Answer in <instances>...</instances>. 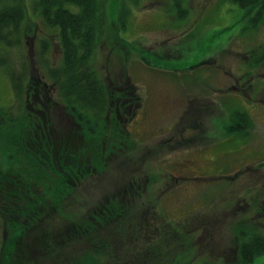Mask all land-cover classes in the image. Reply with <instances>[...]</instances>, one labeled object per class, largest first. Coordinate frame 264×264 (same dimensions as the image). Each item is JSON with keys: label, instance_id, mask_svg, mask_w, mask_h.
<instances>
[{"label": "rangeland", "instance_id": "rangeland-1", "mask_svg": "<svg viewBox=\"0 0 264 264\" xmlns=\"http://www.w3.org/2000/svg\"><path fill=\"white\" fill-rule=\"evenodd\" d=\"M4 1L22 0H0V7ZM112 1L105 0L108 18ZM117 1L118 6L129 8L127 27L119 31L117 22L110 26L135 47L119 45L120 54L125 52L129 58V77L143 97L130 127L137 145L132 148L133 143L123 141L122 148L132 150L129 154L118 150L121 156L113 172L81 182L71 202L59 210L52 208L54 201L45 198L40 185L38 197L22 196L20 191L22 199L10 201L11 205L19 203L33 211L30 220L24 214L13 215L20 228L2 222L0 264L68 263L65 253L72 252V246L65 226L67 215L81 218L105 199L106 189L117 187L115 192L108 191L116 196L120 188L132 183L136 188L141 185L136 199L145 203L141 209L147 216L145 224L159 216L163 231L175 234L166 256L171 260L175 254L173 264H227L236 256L242 221L264 229V63L250 61L252 51L264 43V23L251 28L250 16L244 17L245 10L234 0H186L183 5L188 14L182 18L173 0ZM23 2L32 8L31 0ZM30 20L35 35L23 36L20 48H12L9 56L15 70L25 67L31 77L38 75L37 67L45 71L49 60L57 65L60 57L53 30L38 18ZM107 35L99 46L96 68L106 77V66L120 75L124 60L120 64L111 52L118 43L111 45ZM44 37L52 39L54 50L42 58L39 40ZM141 49L146 51L145 59L138 52ZM0 97L1 105L13 101L4 75L0 76ZM239 110L248 111L252 119L241 137L228 132ZM62 122L75 128L67 119ZM1 134L0 169L22 171L23 165L4 160L6 138ZM81 136L75 144L82 141ZM134 212L140 215L139 210ZM188 230L184 245L178 233ZM251 264H264V255Z\"/></svg>", "mask_w": 264, "mask_h": 264}, {"label": "trees", "instance_id": "trees-1", "mask_svg": "<svg viewBox=\"0 0 264 264\" xmlns=\"http://www.w3.org/2000/svg\"><path fill=\"white\" fill-rule=\"evenodd\" d=\"M31 1V9L23 0L4 1L0 7V76L8 78L13 90V101L0 104V134H5L1 135L6 138L4 160L23 165L20 172L0 169V228L2 222L22 227L20 221L13 218L14 214H24L30 220L33 209L27 211L28 206L10 203L22 199L18 198L20 191L22 196L38 197L36 189L40 185L45 198L54 201L52 208L59 210L66 201L71 202L81 182L96 174L111 173L121 156L118 150L124 149L122 142L130 141L134 145L132 148L137 145L130 127L143 102L138 85L128 74L129 58L125 52V55L120 54L119 45L124 44L132 50L135 47L118 36L119 32L115 34L110 26L117 22L119 31L124 30L129 8L120 7L118 1L113 0L108 18L105 0ZM173 1L178 16L186 17L188 9L183 5L186 0ZM234 1L245 10L244 17L250 16L251 28L258 29L264 23V0ZM32 17L42 20L53 30L60 60L53 65L48 59V64L44 63L45 71L37 67L38 75L33 73L30 77L25 67L21 71L14 69L16 64L9 53L12 48H20L23 36L35 35L36 28L30 23ZM106 33L111 45L118 43L111 47V52L117 54L120 64L124 60L120 75L106 66V77L96 68L99 46ZM51 44V38L39 40L42 58L53 52ZM138 52L145 59L146 51ZM250 61L264 63V43L252 51ZM247 112H234L229 133L240 137L247 133L252 124ZM62 118L75 127L72 129L75 134ZM79 134L82 141L75 144ZM124 150L129 154L132 149L128 146V150ZM125 186L116 194H130L128 200L108 193L115 192L117 187L106 189L105 199L81 218L79 214H76L77 220L76 216L67 215L65 226H68L72 252L60 254H69L65 264H173L176 261L175 254L171 260L166 258L169 255L167 246L175 240V234L163 231L157 221L159 216L145 224L147 216L141 210L145 209V203L136 199L141 185L138 188L135 183ZM30 206L35 208V204ZM135 210H139L140 215L137 216ZM189 233V230L187 234L179 232L181 240L178 241L187 245ZM237 234L236 256L227 264H251L264 255V229L257 223L242 221ZM1 238L0 229V252L3 248ZM81 244L85 247L80 250Z\"/></svg>", "mask_w": 264, "mask_h": 264}]
</instances>
